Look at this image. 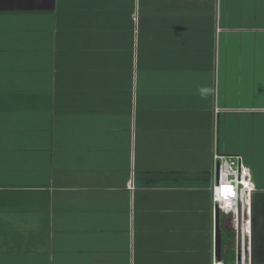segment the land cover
I'll list each match as a JSON object with an SVG mask.
<instances>
[{
    "label": "crops",
    "instance_id": "obj_1",
    "mask_svg": "<svg viewBox=\"0 0 264 264\" xmlns=\"http://www.w3.org/2000/svg\"><path fill=\"white\" fill-rule=\"evenodd\" d=\"M216 149L264 264V0H0V264H213Z\"/></svg>",
    "mask_w": 264,
    "mask_h": 264
},
{
    "label": "built area",
    "instance_id": "obj_2",
    "mask_svg": "<svg viewBox=\"0 0 264 264\" xmlns=\"http://www.w3.org/2000/svg\"><path fill=\"white\" fill-rule=\"evenodd\" d=\"M212 204L228 217V229L236 245V264H250L253 247V193L250 167L241 154H213ZM213 264H222L214 257Z\"/></svg>",
    "mask_w": 264,
    "mask_h": 264
},
{
    "label": "water",
    "instance_id": "obj_3",
    "mask_svg": "<svg viewBox=\"0 0 264 264\" xmlns=\"http://www.w3.org/2000/svg\"><path fill=\"white\" fill-rule=\"evenodd\" d=\"M222 253V229H221V213L218 207H215V256L221 260Z\"/></svg>",
    "mask_w": 264,
    "mask_h": 264
},
{
    "label": "rangeland",
    "instance_id": "obj_4",
    "mask_svg": "<svg viewBox=\"0 0 264 264\" xmlns=\"http://www.w3.org/2000/svg\"><path fill=\"white\" fill-rule=\"evenodd\" d=\"M245 162V161H244ZM224 215H222L221 216V220H222V222H224L223 220H224ZM222 240H223V243H224V251H225V249H226V247H227V243L228 242H232V243H235V241H234V237L232 236V234H231V232H230V230L228 229H223V237H222ZM233 247H232V253L231 254H233V253H235V251H236V248H235V245H232ZM226 255V254H225Z\"/></svg>",
    "mask_w": 264,
    "mask_h": 264
}]
</instances>
